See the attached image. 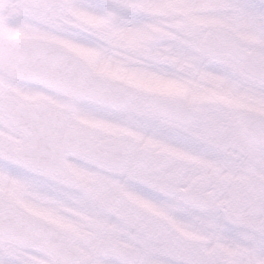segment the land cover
<instances>
[{
	"label": "rangeland",
	"instance_id": "1",
	"mask_svg": "<svg viewBox=\"0 0 264 264\" xmlns=\"http://www.w3.org/2000/svg\"><path fill=\"white\" fill-rule=\"evenodd\" d=\"M0 2V30L7 35L55 40L94 71L120 81L143 98L148 93L175 95L187 99L197 113L189 126L181 127L134 105L70 102L41 86L10 79L1 71L0 99L14 95L26 101H44L102 139L120 138L134 151L140 150L139 146L162 147L187 158L188 164L210 179L209 186L217 188L214 199L218 204L232 213L216 212L201 217L191 228L183 227L205 240L201 243L209 252L206 264H264V252L257 248V243L264 241V205L257 203L249 210L252 201L246 204L235 197L246 192L248 199L250 191L254 195V186L264 184V149L249 143L240 121L242 111H264V93L243 86L238 63L229 58L216 63L199 53L201 37L213 25L233 30L252 45L264 44V13H245L238 7L245 0H102L104 8L86 7L91 13L82 14L76 10L78 0H49L34 17L21 18L22 8L14 0ZM76 32L90 39H77ZM214 68L220 71L215 74L218 79L207 72ZM152 73L173 75L186 87L152 83ZM222 121L235 125L223 132ZM24 143V136L0 112V195L54 225L87 234L92 218L107 215L89 197L91 190H101V186L89 188L87 184L102 172L104 176L114 174L121 191L131 189L137 194L135 183L124 177V168L108 173L76 156L66 157L61 178L34 173L14 157V150ZM138 203L146 206L147 200L140 197ZM93 244L75 242L74 248L89 260ZM159 255L153 252L139 264H148ZM106 261L116 260L106 257L99 264Z\"/></svg>",
	"mask_w": 264,
	"mask_h": 264
},
{
	"label": "water",
	"instance_id": "2",
	"mask_svg": "<svg viewBox=\"0 0 264 264\" xmlns=\"http://www.w3.org/2000/svg\"><path fill=\"white\" fill-rule=\"evenodd\" d=\"M214 45L225 49L234 62H242L247 56L264 49L262 45L250 49L248 42L221 26L211 27L200 44L203 55L220 61L224 55L218 54ZM40 50H46L50 57L58 56L62 62H66L67 67L61 63V71L55 74L37 70L38 66L45 63V58L38 55ZM0 70L10 78L56 91L69 101L83 99L109 106H127L135 101V96L125 86L101 73H95L80 57L63 45L43 38H9L0 33ZM139 104L143 111L153 110L156 116L177 121L182 125L189 124L195 113L176 99L156 95H148L147 101H139ZM0 112L27 139V143L18 147L14 155L20 163L33 171L52 177L60 176L64 156L70 154L109 169L122 168L127 163L130 148L125 142L116 139L99 140L93 131L71 124L67 113L44 102H26L6 95L0 101ZM241 119L243 131L251 144L264 147V138L258 137L255 130L257 123H264V113L243 112ZM193 196L195 199L191 200L190 197ZM181 198L188 203H198L206 207L203 199L194 193L183 191ZM6 202L60 236L67 237L45 220L9 201ZM262 223L264 225V218ZM94 230L102 234L95 243V253L110 255L130 264L136 262L137 253L113 242L106 226L96 223ZM56 246L63 247V243ZM151 264L160 263L154 261Z\"/></svg>",
	"mask_w": 264,
	"mask_h": 264
},
{
	"label": "flooded vegetation",
	"instance_id": "3",
	"mask_svg": "<svg viewBox=\"0 0 264 264\" xmlns=\"http://www.w3.org/2000/svg\"><path fill=\"white\" fill-rule=\"evenodd\" d=\"M140 98L137 95V99ZM134 105L137 106L136 103ZM221 123L223 132L235 125L232 121ZM128 145L131 153L124 168V177L135 183L137 187L134 188L139 196H135L136 192L131 189L128 192L121 191L115 184L114 174L104 176L102 172L89 179V188L101 186V190H91L89 197L107 215L92 218V222L87 224V234L66 229L68 238L75 242H96L102 237L94 232V224L99 221L107 227L112 241L138 253L136 264L146 261L153 252L160 255L148 264L154 260L163 264L208 263L209 252L205 244L201 243L205 240L189 233L185 228H191L200 222L201 217L207 218L216 212H227V216L232 214L214 199L217 188L214 185L209 186L210 179L200 173L194 164H188L186 159L173 154L171 150L146 145L139 146L140 150L134 151L132 145ZM73 181L77 182L74 179ZM177 190L200 193L204 197L203 201L209 206L204 209L199 205L187 204L181 200ZM251 193L250 191L248 199L246 192L235 195L236 200L240 202L247 204L248 200L252 201V204L247 205L249 210L257 204V198ZM140 197L148 200L146 206L138 203ZM239 207L241 206L238 205L240 211ZM231 210L238 211L233 208ZM223 220L225 221L224 217ZM180 230L188 233H182ZM90 254L88 259H95L99 264L102 257L92 251ZM81 257L86 260L84 255Z\"/></svg>",
	"mask_w": 264,
	"mask_h": 264
},
{
	"label": "snow or ice",
	"instance_id": "4",
	"mask_svg": "<svg viewBox=\"0 0 264 264\" xmlns=\"http://www.w3.org/2000/svg\"><path fill=\"white\" fill-rule=\"evenodd\" d=\"M49 0H14L21 6V18L34 17L42 5ZM82 6L87 8L102 9V0H87ZM245 13H264V0H245L238 5ZM75 36L80 40L90 39L83 32H76ZM220 55H229L220 45H214ZM40 57L45 58V63L38 66L37 70L48 73L61 71L62 62L58 56H49L46 50H40ZM239 77L243 86L264 93V49L247 56L242 62H238ZM258 137L264 138V123L256 124ZM19 172L20 169H13ZM253 193L257 203L264 205V184L254 186ZM62 242L63 247H57ZM75 241L62 237L42 225L39 221L27 216L21 210L11 206L0 199V264H98L95 259L84 260L74 249ZM259 251L264 252V241L257 243ZM105 264H129L127 261H106Z\"/></svg>",
	"mask_w": 264,
	"mask_h": 264
},
{
	"label": "bare ground",
	"instance_id": "5",
	"mask_svg": "<svg viewBox=\"0 0 264 264\" xmlns=\"http://www.w3.org/2000/svg\"><path fill=\"white\" fill-rule=\"evenodd\" d=\"M85 2L84 1H82V0H78V4H77V7H76V10L78 11V12H80V13H84V14H88V13H91V11H89L86 7H84V6H82L83 4H84ZM99 11V10H98ZM100 12V11H99ZM133 17H135V16H131V18H133ZM133 20H136V18H133ZM208 59H210V58H208ZM155 72V71H154ZM207 72L208 73H210V74H214V75H212V76H214V77H217V79L219 78V76H216L215 74L216 73H218V72H220L217 68H214V69H209V70H207ZM169 74H167V75H161V76H159V75H157V74H154V73H152V83H163V84H166L167 86H170V87H180V88H185L186 87V85H185V83L183 82V81H180V80H178V79H176V78H174V76L173 75H169ZM27 83H29V82H27ZM31 84V83H30ZM20 100H22V99H20ZM22 101H26V100H22ZM139 101L140 100H137L136 102H134L132 105H134L135 103L137 104V106H139L140 104H139ZM26 102H28V101H26ZM131 105V106H132ZM130 106V105H129ZM134 106H136V105H134ZM190 157V156H189ZM148 201V200H147ZM151 203V202H150ZM152 204V203H151Z\"/></svg>",
	"mask_w": 264,
	"mask_h": 264
}]
</instances>
